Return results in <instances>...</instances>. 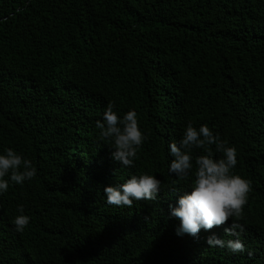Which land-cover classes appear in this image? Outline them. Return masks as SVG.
Masks as SVG:
<instances>
[{
	"label": "trees",
	"instance_id": "1",
	"mask_svg": "<svg viewBox=\"0 0 264 264\" xmlns=\"http://www.w3.org/2000/svg\"><path fill=\"white\" fill-rule=\"evenodd\" d=\"M110 102L134 109L148 136L135 167L99 140ZM189 122L237 150L252 256L208 247L213 232L233 238L222 228L176 234L169 204L189 180L168 173V144ZM9 147L37 175L0 195V264H264V0H0V152ZM138 172L161 180L157 199L108 205L103 187ZM18 205L30 216L22 233Z\"/></svg>",
	"mask_w": 264,
	"mask_h": 264
},
{
	"label": "clouds",
	"instance_id": "2",
	"mask_svg": "<svg viewBox=\"0 0 264 264\" xmlns=\"http://www.w3.org/2000/svg\"><path fill=\"white\" fill-rule=\"evenodd\" d=\"M95 127L99 130V140L112 149V159L125 168L135 167L138 150L148 139L139 126L136 111L130 109L118 115L110 102ZM197 149L205 154L194 157ZM168 153L172 157L168 173L179 180H189V190L176 196L174 206L169 204V216L179 221L176 234L197 237L201 230L222 228L225 236L233 238L224 239L213 232L206 238L208 247L226 249L232 254L247 252L252 256V251L246 249L240 239L245 232L241 221L251 182L234 171L238 163L236 148L206 124L196 128L189 122L181 138L168 144ZM216 153L220 155L217 157ZM36 175L33 162L13 148L0 152V195L5 194L10 185H23ZM160 191V179L138 172L121 184L104 186L103 198L108 205L131 207L133 202L156 200ZM17 213L11 223L16 232L22 233L29 225L30 216L24 214L22 205L17 206Z\"/></svg>",
	"mask_w": 264,
	"mask_h": 264
}]
</instances>
